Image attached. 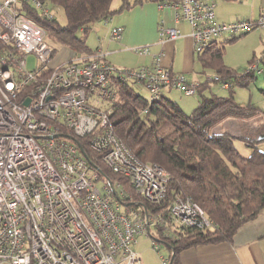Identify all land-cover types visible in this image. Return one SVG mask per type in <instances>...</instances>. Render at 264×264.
<instances>
[{
  "label": "built area",
  "instance_id": "built-area-1",
  "mask_svg": "<svg viewBox=\"0 0 264 264\" xmlns=\"http://www.w3.org/2000/svg\"><path fill=\"white\" fill-rule=\"evenodd\" d=\"M26 1L44 18L54 16L48 5ZM20 2L0 0V264H142L133 249L138 235H148L159 251L157 229L168 235L170 225L210 226L203 209L189 199L176 197L158 213L121 203L124 188L100 179L77 140L66 134L88 135L89 147L102 153L108 168L127 177L147 202H160L167 172L142 163L112 131V76L142 83L149 101L159 99L167 87L192 95L200 83L171 74L158 55L151 68L118 70L99 49L49 66L54 50L46 31L18 9ZM173 4L192 28L196 52L213 38L264 26V12L255 19L216 22L213 0ZM122 31L112 27L110 40H119ZM158 34L175 39L179 31L160 26ZM135 51L150 54L149 46ZM29 55L35 60L30 67ZM260 61L264 52L245 73L259 72ZM160 264H170L168 254Z\"/></svg>",
  "mask_w": 264,
  "mask_h": 264
},
{
  "label": "trees",
  "instance_id": "trees-1",
  "mask_svg": "<svg viewBox=\"0 0 264 264\" xmlns=\"http://www.w3.org/2000/svg\"><path fill=\"white\" fill-rule=\"evenodd\" d=\"M38 1L49 8L60 6L65 23L60 24L55 16L44 18L26 0H21L18 9L45 29L50 37L46 40L50 46L58 42L74 50L75 55L92 52L86 44L85 34L78 36L77 31L83 29L85 33L95 22L107 20L116 11L130 6L127 0H121L118 10L111 9L112 0ZM147 1L162 4L172 0H134L133 4ZM239 36L213 38L206 48L195 51L203 69L214 74L210 80L228 83L229 89L227 95H218L208 90L210 84L200 83L194 93L198 95L197 103L189 113L176 99L163 94V90L159 99L149 101L147 96L135 92L128 80L112 76L115 96L109 104L108 116L112 131L142 163L158 164L167 172L166 194L160 202H147L134 190L127 177L108 168L102 160V153L89 147L88 135L76 137L72 132H66L77 140L100 179L112 183L117 181L124 188L126 194L118 199L121 203H134L141 210L158 213L166 211L176 197H181L203 209L210 226L171 227L169 224L171 230L168 235L157 229L159 237L156 239L166 246L170 264H181L180 253L184 249L230 242L238 228L256 218L264 208V151L257 147L264 140V112L250 103L243 105L237 102L232 90L236 84L247 86L256 78V73H239L223 59L225 43ZM260 91L264 95V86ZM258 115L263 120L257 128L249 130L242 126L246 132L241 136L224 130L214 131L216 125L228 117L244 122ZM236 139L250 149L249 155L238 150L234 144Z\"/></svg>",
  "mask_w": 264,
  "mask_h": 264
},
{
  "label": "crops",
  "instance_id": "crops-1",
  "mask_svg": "<svg viewBox=\"0 0 264 264\" xmlns=\"http://www.w3.org/2000/svg\"><path fill=\"white\" fill-rule=\"evenodd\" d=\"M127 1L130 6L118 10L122 1L115 0L112 8L118 10L115 13L120 12L119 18L111 15L109 19L97 21L98 23L95 22L89 28V31L93 29V33H97V39L100 40V45L98 44L94 49L90 48L92 52L98 49L102 50L105 53L104 60L118 67L120 64L126 63L125 59L128 55L127 51H124V48L120 46L127 45L126 47H130L132 50L149 46L150 54L146 56L142 63L144 65L141 66L151 68L154 62L153 57L158 55L161 65L171 74H181L189 69L194 70L195 50L191 35L192 28L188 22L177 16L174 0L162 4L152 1L133 4L134 0ZM213 3L216 22H230L243 18L255 19L264 12V0H213ZM53 7L50 6V9L52 10ZM117 26L123 27L121 38L117 41L110 40V30ZM160 26L175 27L179 31V36L175 39L167 37L161 39L158 34ZM258 28L244 39L256 37L259 40L260 50L263 48V53L264 26ZM80 31L83 32V29ZM243 35L245 33L239 37ZM239 37L229 43H234ZM221 40L223 41V39ZM103 48H107V50L104 51ZM117 54H121V56L117 57ZM223 88L229 89L228 87ZM211 89L210 91L215 93L213 87ZM172 90L168 87L164 88L163 94L169 95ZM179 103L183 104L181 100ZM224 123L231 124V127L235 124L241 127L246 125L245 120L242 122L233 117L224 119L219 125ZM225 127L227 128V126ZM223 130L228 131L227 129ZM180 261L181 264H264V208L256 218L241 225L230 242L201 244L184 249L180 253Z\"/></svg>",
  "mask_w": 264,
  "mask_h": 264
},
{
  "label": "rangeland",
  "instance_id": "rangeland-1",
  "mask_svg": "<svg viewBox=\"0 0 264 264\" xmlns=\"http://www.w3.org/2000/svg\"><path fill=\"white\" fill-rule=\"evenodd\" d=\"M115 0L112 1L111 8L114 7ZM113 9V8H112ZM52 13L54 14L55 18L60 24L65 23V16L63 13V10L60 6H54L52 8ZM124 14V13H121ZM119 13H114L112 17L119 18ZM102 22V21H101ZM98 23V22H96ZM96 27V26H95ZM258 28V27H257ZM257 28L249 31L247 34L243 35L242 37H239L234 43H226L225 44V52H224V62L229 66L237 69L239 73H245V70L250 66V64L260 59L263 56L262 49L260 50L259 40L256 37H251L250 39H244L248 35L252 34ZM94 30L91 29L87 32L77 31L76 34L78 36H81L85 34L86 38V44L89 48L94 49L95 46L98 44L100 45V40L97 39V33H93ZM99 36V34H98ZM50 39L49 34L46 32V40ZM101 39V38H100ZM52 46L54 47V55L52 56L49 66H55L59 63L68 61L71 58L76 57L75 51L72 50L70 47L66 45H62L58 42H53ZM127 45L120 46L124 48V51H127V57H126V63L120 64V66L116 67L118 70H124V67H131L132 69L137 68L141 65H144V59L147 55H141L135 52L134 48L133 50L130 47H126ZM126 47V48H125ZM103 50H107V48H103ZM255 51V52H254ZM117 57H120L121 54H117ZM251 59V61H250ZM123 60V59H120ZM195 68L194 70L189 69L185 72H181L184 77L191 81H197L199 83H207L210 84L209 91L212 90L213 87L214 92L220 95H227L228 89H224L222 86V83L216 82L214 80H210L214 78V74L211 71H205L203 67L201 66L200 62L197 59V56L195 55ZM250 61V62H249ZM35 63L34 56L29 55L28 56V66H33ZM124 65V66H123ZM127 68V69H131ZM258 70L259 72H256V78L252 81H249L247 86L243 85H233L232 90L234 91V96L237 102L240 104H247L250 103L251 105L257 106L260 110L264 112V95L260 91V88L264 86V63L260 61L258 63ZM130 87L133 88V90L137 93H140L144 96H148L147 88L141 84L140 82L129 79L127 81ZM209 91H206L205 93H209ZM170 98L172 100L176 99V101L179 103V100L182 101L181 107L183 110L187 113H189L194 105L197 103V93L191 96L184 95L181 91L178 89H173L171 93L169 94ZM263 120V117L261 115L255 116L247 121H245L246 125L245 127L249 130H254L257 128L258 124ZM238 124H235V126L231 127V124H221L216 125L214 131L216 130H223L227 129L228 132L234 134L235 136H241L243 135L246 130L241 127L237 126ZM227 126V128L225 127ZM235 146L238 148V150L244 154L249 155L250 149H248L240 140L236 139L234 141ZM258 149L260 151H264V140L260 141L258 144ZM159 251L154 249L152 246V239L147 235L140 234L136 237V241L133 244V249L138 254V256L141 258L142 264H160L161 256L167 255L168 250L166 246L163 243H159Z\"/></svg>",
  "mask_w": 264,
  "mask_h": 264
},
{
  "label": "water",
  "instance_id": "water-1",
  "mask_svg": "<svg viewBox=\"0 0 264 264\" xmlns=\"http://www.w3.org/2000/svg\"><path fill=\"white\" fill-rule=\"evenodd\" d=\"M26 103H27V101H25ZM263 138H264V136H263Z\"/></svg>",
  "mask_w": 264,
  "mask_h": 264
}]
</instances>
